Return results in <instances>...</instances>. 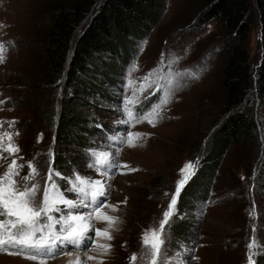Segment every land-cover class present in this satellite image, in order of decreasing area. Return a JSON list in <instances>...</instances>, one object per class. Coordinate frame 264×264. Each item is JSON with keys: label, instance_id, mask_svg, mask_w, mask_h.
Returning <instances> with one entry per match:
<instances>
[{"label": "rangeland", "instance_id": "1", "mask_svg": "<svg viewBox=\"0 0 264 264\" xmlns=\"http://www.w3.org/2000/svg\"><path fill=\"white\" fill-rule=\"evenodd\" d=\"M71 3V0H0V25H3L0 43L8 48L6 62L0 64V100L5 101L0 105V121H16L14 127L5 124L0 130L18 132L19 136L14 137L21 149L17 158L23 157L20 162L25 164L33 161L40 170L41 175L35 181L41 186L38 200L52 158L62 82V76L54 81L43 77L49 15L59 6L70 8ZM203 6L204 0H166L159 20L138 42L137 52L130 55L124 69L111 66L110 71H103L95 66L94 72L102 76L105 83L95 86L85 98L89 101L86 108L90 118L98 129L93 135L85 133L86 146L69 145L66 163L51 165L64 177H72L77 171L85 177L103 179L87 167L90 150L115 153L119 149L118 162L128 167L122 170L124 174L116 171L113 178L105 180L111 185L108 203L118 207L115 212L106 211L118 216L120 223L116 225L117 230L112 231L114 238L102 241L112 245L111 252L103 257L104 264H131L133 253L140 256L142 233L159 228L176 183L181 179L180 169L186 162H201L209 137L222 117L220 39L224 29L215 18L197 24ZM248 17L251 24L247 46L254 67L260 46L253 1ZM154 68L157 74L151 79L155 83L145 92H139L145 83L144 77ZM170 79L174 81L171 102L163 107L155 127L146 121L135 127L118 123L125 118L122 109L126 99L136 101L135 105L128 104L129 108L146 111L163 95V90L157 91V87L166 88ZM245 108L259 121V144H230L207 188L197 183V177H191L188 189L193 190L189 198L194 209L184 210L183 214L178 213V205L175 208V219L188 221V233L177 237L169 233L168 252L175 260L182 256L186 264H246V245L253 238L264 243V96L258 98L255 92H250ZM127 131L146 135L137 142V147H128L119 143ZM10 160L11 157L0 160V174ZM129 168L138 170L129 171ZM27 171L25 167L21 176ZM54 179L67 188L64 180ZM66 195L68 199H77L74 192L68 191ZM79 211L85 212L87 208L80 207ZM96 227L104 228L106 224L97 222ZM89 243L86 241L79 251L83 253ZM188 249L193 251L188 252ZM67 250L77 252L71 246ZM88 254L99 255L91 251ZM65 256L48 258L47 264H61L58 261ZM254 259L256 264H264V255ZM0 264L37 262L0 253ZM137 264H141L139 259ZM169 264H173V260Z\"/></svg>", "mask_w": 264, "mask_h": 264}, {"label": "trees", "instance_id": "2", "mask_svg": "<svg viewBox=\"0 0 264 264\" xmlns=\"http://www.w3.org/2000/svg\"><path fill=\"white\" fill-rule=\"evenodd\" d=\"M71 1L70 8L59 6L50 13L47 45L44 47V79L54 81L62 76L53 133L52 165L66 163L69 145L86 146L85 133L93 135L98 129L94 119L90 118L86 108L89 101L85 98L95 86L104 82L102 76L94 72L96 67L103 71H110L112 67L124 69L130 55L137 52L138 42L159 20L166 0ZM252 1L260 46L254 67L247 46L251 24L248 11ZM197 18V24L218 19L224 29L220 39L223 57L220 82L224 89L220 106L222 117L212 131L207 150L192 176L207 188L230 144H259V121L246 111L245 103L250 92H255L258 98L264 96V0H204ZM189 182L178 198V213L194 209L189 198L193 193L188 189ZM186 222L182 218L174 219L170 236L187 234Z\"/></svg>", "mask_w": 264, "mask_h": 264}, {"label": "snow or ice", "instance_id": "3", "mask_svg": "<svg viewBox=\"0 0 264 264\" xmlns=\"http://www.w3.org/2000/svg\"><path fill=\"white\" fill-rule=\"evenodd\" d=\"M7 51L5 44L0 43V64L6 62ZM154 74H157L155 68L144 77L145 83L138 89L139 92L143 93L152 87L155 83L151 79ZM161 90H163V95L159 102L143 112L129 108L128 104L135 105L136 101L131 98L126 99L122 109L125 118L118 123L135 127L136 124L146 121L155 127L161 118L163 107L171 102L174 81L170 79L166 88L162 85L158 86L157 91ZM4 103L5 101L0 100V105ZM5 124L11 128L15 126L16 121H0V129H3ZM145 135L141 132L127 131L120 137L119 143L134 148ZM16 136H19L18 132L0 130V160H7L11 157L6 170L0 174V253L19 255L37 264H47L48 258L61 254L71 257L72 252L67 250L71 246L77 254L74 259L68 261V264H89L91 261L104 264L103 257L111 252L112 245L102 241H111L114 238L112 231L117 230L116 225L120 223L118 216L109 215L106 211V209H111L115 212L118 207L108 203L111 185L106 184L105 180L113 178L116 171L124 174L122 170L128 167L118 162L119 149L115 153L90 150V161L87 167L94 169L103 179L85 177L77 171H74L72 177H64L51 166L52 161L50 160L43 192L38 200L37 196L40 194L41 186L35 181L41 172L33 161H27L25 164L20 162L23 157L17 158L21 149L15 143L14 137ZM5 153L7 156L4 155ZM25 167L28 169L27 174L21 176ZM197 167L198 160L186 162L180 169L181 179L176 183L175 193L168 209L163 213L159 228L147 229L142 233L143 251L139 257L135 253L131 255V264H137L138 259L141 264H169L170 260H173V264H186L182 256L179 260L170 257L167 245L172 222L177 215L175 208L178 198L184 186L195 174ZM128 170L137 171L138 169L129 168ZM54 177L64 180L67 188H63ZM68 191L74 192L77 199H68L66 195ZM123 203H126V200ZM61 205L64 207L61 208ZM80 207L90 209V211L81 212ZM54 213L64 214L57 216ZM97 222L105 223L106 227H96ZM58 225L59 228H57ZM86 241L90 243L84 248L83 256H81L79 250ZM246 247L248 249L246 264H256L254 257L264 255V243L253 238ZM89 251L99 253V255H89ZM187 251L193 250L188 249ZM177 255L180 254L177 253ZM192 258L198 259L195 256Z\"/></svg>", "mask_w": 264, "mask_h": 264}, {"label": "bare ground", "instance_id": "4", "mask_svg": "<svg viewBox=\"0 0 264 264\" xmlns=\"http://www.w3.org/2000/svg\"><path fill=\"white\" fill-rule=\"evenodd\" d=\"M88 211H90V210L87 209V211H85V212H88ZM76 254H77V252H72L71 257L66 255L64 258H60L58 263L64 264L66 261H69L70 259H74ZM80 255L83 256V253L81 251H80Z\"/></svg>", "mask_w": 264, "mask_h": 264}]
</instances>
